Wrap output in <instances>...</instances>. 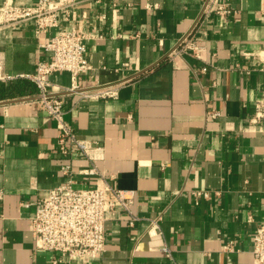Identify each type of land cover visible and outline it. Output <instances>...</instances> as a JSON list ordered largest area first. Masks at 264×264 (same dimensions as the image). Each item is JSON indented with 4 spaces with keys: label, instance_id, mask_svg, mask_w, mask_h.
<instances>
[{
    "label": "crops",
    "instance_id": "obj_1",
    "mask_svg": "<svg viewBox=\"0 0 264 264\" xmlns=\"http://www.w3.org/2000/svg\"><path fill=\"white\" fill-rule=\"evenodd\" d=\"M221 1L231 9L224 16L205 14V0H85L41 35L33 20L0 27V71L7 75L35 72L51 56L41 44L59 28L93 35L80 88L68 91V72L50 79L66 121L95 145L94 160L62 153L57 121L40 109L37 87L0 99V264H52L57 253L35 247L34 206L25 204L68 180L66 163L76 187L108 182L133 190L135 199L129 211L107 210L100 257L58 264H256L264 131L251 118L264 99V0ZM187 34L202 46L200 56L171 57ZM102 86L116 95H84ZM93 163L105 177L79 173ZM154 219L159 229L150 234Z\"/></svg>",
    "mask_w": 264,
    "mask_h": 264
},
{
    "label": "built area",
    "instance_id": "obj_2",
    "mask_svg": "<svg viewBox=\"0 0 264 264\" xmlns=\"http://www.w3.org/2000/svg\"><path fill=\"white\" fill-rule=\"evenodd\" d=\"M83 1L85 0H37V3L32 5H18L14 0H0V27L33 20L35 33L41 35L50 28L59 27L60 12L64 11L68 15ZM230 11L229 6L221 0H205V14L217 13L224 16ZM92 38L93 35L76 27L59 28L46 43L41 44L51 56L47 60H40L35 72L7 75L0 71V80L19 77L29 79L38 89L37 102L40 109L57 121L60 130L58 149L64 154L78 151L94 160L95 158L89 153V149L95 147L94 143L79 137L66 121L64 101L61 97L55 96L50 79L52 74L68 72L72 78L68 91H77L80 88L76 83L77 77L91 69L87 41ZM201 51L202 46L199 45L196 37L187 34L171 51L170 56L188 52L199 57ZM84 95L87 97L115 96L116 90L109 86H102L95 92H85ZM216 115L217 112L212 114V116ZM251 122L263 124L264 131V99L256 102ZM61 169L64 175L69 176L68 180L53 186L45 194L25 204L34 206L31 233L35 247L57 253L52 258V264L62 262L64 257L68 260L97 259L106 246L107 210L120 205L129 211L134 203L135 192L114 188L108 182H105L103 187H76L70 179L72 165L63 164ZM79 173L86 177H105L95 164L90 168L79 169ZM107 192L111 194L110 198L107 197ZM200 194L205 197L210 196L209 191H201ZM134 220L135 217L132 216L130 223L133 224ZM158 229V220H152L148 232L153 234ZM231 248L226 246V249ZM164 249L171 257V249L168 246ZM252 253L256 264H264V222L256 225Z\"/></svg>",
    "mask_w": 264,
    "mask_h": 264
},
{
    "label": "trees",
    "instance_id": "obj_3",
    "mask_svg": "<svg viewBox=\"0 0 264 264\" xmlns=\"http://www.w3.org/2000/svg\"><path fill=\"white\" fill-rule=\"evenodd\" d=\"M34 90V84L26 78H21L16 81L0 82V99L33 93Z\"/></svg>",
    "mask_w": 264,
    "mask_h": 264
}]
</instances>
